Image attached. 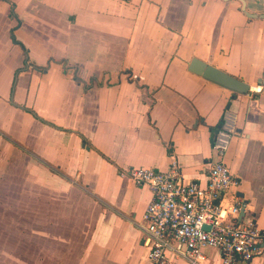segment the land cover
<instances>
[{
    "label": "crops",
    "instance_id": "0c3cea01",
    "mask_svg": "<svg viewBox=\"0 0 264 264\" xmlns=\"http://www.w3.org/2000/svg\"><path fill=\"white\" fill-rule=\"evenodd\" d=\"M193 58L251 89L206 79ZM224 126L240 180L226 202L264 229V0H0V181L19 248L40 231L48 264H149L152 192L119 172L177 160L206 184Z\"/></svg>",
    "mask_w": 264,
    "mask_h": 264
},
{
    "label": "built area",
    "instance_id": "2783aa9c",
    "mask_svg": "<svg viewBox=\"0 0 264 264\" xmlns=\"http://www.w3.org/2000/svg\"><path fill=\"white\" fill-rule=\"evenodd\" d=\"M232 132L224 126L213 138L218 158L210 164L206 184L186 179L177 160L166 170L133 166L119 172L152 192L143 215L149 264H170L169 253L199 264L206 247L218 249L222 264L248 262L264 253V229L254 216L241 213L244 203L235 194L234 201L226 202L240 184L224 159Z\"/></svg>",
    "mask_w": 264,
    "mask_h": 264
},
{
    "label": "rangeland",
    "instance_id": "374dc122",
    "mask_svg": "<svg viewBox=\"0 0 264 264\" xmlns=\"http://www.w3.org/2000/svg\"><path fill=\"white\" fill-rule=\"evenodd\" d=\"M12 189L13 186L9 187L8 184L0 181V264H48L45 262L47 248L43 237L44 232L39 231L37 234V247H30L29 241H26L30 240V238L23 234L22 247L19 248L18 241L15 239V232L7 231V224L11 227L13 226L14 218H21L20 215H10L13 212L11 207L15 205V202L13 199L8 198L7 195ZM19 203L18 207L25 206L24 200ZM24 218L25 215L23 214L22 220ZM22 233H25L24 230Z\"/></svg>",
    "mask_w": 264,
    "mask_h": 264
},
{
    "label": "water",
    "instance_id": "95a60500",
    "mask_svg": "<svg viewBox=\"0 0 264 264\" xmlns=\"http://www.w3.org/2000/svg\"><path fill=\"white\" fill-rule=\"evenodd\" d=\"M190 70L201 74L208 80H211L225 88H228L237 93H245L251 89V86L242 79H239L224 70H221L211 64H208L198 58H193L190 64ZM219 131V128L213 129V138L216 136V133ZM243 213V212H242ZM205 228H209L207 225Z\"/></svg>",
    "mask_w": 264,
    "mask_h": 264
},
{
    "label": "trees",
    "instance_id": "16d2710c",
    "mask_svg": "<svg viewBox=\"0 0 264 264\" xmlns=\"http://www.w3.org/2000/svg\"><path fill=\"white\" fill-rule=\"evenodd\" d=\"M13 38H14L15 41H17V40L15 39V37H13ZM222 124H223V120H222L221 123L219 124V127H221Z\"/></svg>",
    "mask_w": 264,
    "mask_h": 264
}]
</instances>
